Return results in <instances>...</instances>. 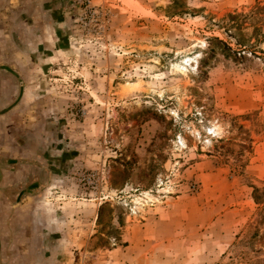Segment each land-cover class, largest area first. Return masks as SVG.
<instances>
[{
	"label": "rangeland",
	"instance_id": "obj_1",
	"mask_svg": "<svg viewBox=\"0 0 264 264\" xmlns=\"http://www.w3.org/2000/svg\"><path fill=\"white\" fill-rule=\"evenodd\" d=\"M65 1L78 60L29 118L47 181L20 183L0 264H264V59L212 39L264 0Z\"/></svg>",
	"mask_w": 264,
	"mask_h": 264
},
{
	"label": "crops",
	"instance_id": "obj_2",
	"mask_svg": "<svg viewBox=\"0 0 264 264\" xmlns=\"http://www.w3.org/2000/svg\"><path fill=\"white\" fill-rule=\"evenodd\" d=\"M68 9L65 0H0V197H14L0 207V259L5 261L16 260L18 252L11 240L20 223L19 218L10 217L13 207L40 189L29 192L20 183L47 181L46 167V174L28 173L34 163L31 149L38 146L39 139H49L46 135L39 138L38 125L29 118L53 111L50 97L58 79L55 75L69 68L73 59L78 60L77 49L69 41ZM42 101L46 108L39 105ZM19 169L26 172L22 179L7 175ZM47 191L43 188L40 192ZM34 210L41 211V226L52 224L43 207Z\"/></svg>",
	"mask_w": 264,
	"mask_h": 264
},
{
	"label": "trees",
	"instance_id": "obj_3",
	"mask_svg": "<svg viewBox=\"0 0 264 264\" xmlns=\"http://www.w3.org/2000/svg\"><path fill=\"white\" fill-rule=\"evenodd\" d=\"M222 29L225 36L233 42L235 49H231L226 42L216 37L212 39L221 43L225 49L241 56L248 52L254 57L264 59V5H254L248 13H227L222 20L215 23ZM262 43L263 47L259 44ZM259 53L260 55H256ZM258 218L254 219L252 227L256 226ZM254 234V233H253Z\"/></svg>",
	"mask_w": 264,
	"mask_h": 264
},
{
	"label": "bare ground",
	"instance_id": "obj_4",
	"mask_svg": "<svg viewBox=\"0 0 264 264\" xmlns=\"http://www.w3.org/2000/svg\"><path fill=\"white\" fill-rule=\"evenodd\" d=\"M126 85H129V84H126ZM134 86H135V85H134ZM134 86H133V87H134ZM209 133H210V135H212V136H216V135H219V134L221 133V129H220L219 126H217V124H216V125L214 124L213 128L210 129ZM136 200H137V199H136Z\"/></svg>",
	"mask_w": 264,
	"mask_h": 264
},
{
	"label": "built area",
	"instance_id": "obj_5",
	"mask_svg": "<svg viewBox=\"0 0 264 264\" xmlns=\"http://www.w3.org/2000/svg\"><path fill=\"white\" fill-rule=\"evenodd\" d=\"M78 2L80 3V5L87 6L89 3V0H78Z\"/></svg>",
	"mask_w": 264,
	"mask_h": 264
}]
</instances>
